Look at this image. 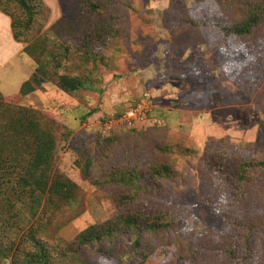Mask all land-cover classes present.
Instances as JSON below:
<instances>
[{"label":"rangeland","instance_id":"rangeland-1","mask_svg":"<svg viewBox=\"0 0 264 264\" xmlns=\"http://www.w3.org/2000/svg\"><path fill=\"white\" fill-rule=\"evenodd\" d=\"M112 2L107 7L102 0H56L61 17L49 25V16L41 29L50 48L60 43L56 33L67 36L64 69L92 72L95 92L68 95L45 84L27 99H4L55 122L52 171L78 188L76 204L58 218L57 238L68 250L61 264H126L116 257L125 251L124 238L79 253L68 245L119 210L116 201L127 191L111 182L114 172L152 163L167 164L174 178L151 174L157 185L125 211L182 222L183 230L155 237L156 251L146 264H264V172L257 169L242 187H230L206 168L209 158L264 160V43L257 40L264 31L223 37L212 24L229 27L239 11L226 12L223 0ZM85 34L100 39L89 46ZM75 36L87 49L75 50ZM28 58L33 73L36 64ZM144 93L157 98L153 114L162 128H120L106 138L81 128L91 116L126 110ZM181 110L193 111V121L182 123ZM16 208L17 218L0 219V264H9L7 250L29 226L27 210ZM224 240L236 258L226 254Z\"/></svg>","mask_w":264,"mask_h":264},{"label":"trees","instance_id":"trees-1","mask_svg":"<svg viewBox=\"0 0 264 264\" xmlns=\"http://www.w3.org/2000/svg\"><path fill=\"white\" fill-rule=\"evenodd\" d=\"M112 1L102 0L107 7L112 5ZM222 5L229 13L239 10L234 14V23L229 27L219 23L212 24L223 37H248L255 29L263 33L264 0H223ZM90 7L98 8L95 5ZM0 13L10 19L13 40L26 45L22 53L36 64L34 72L16 94L18 97L24 98L41 91L45 84H50L68 95L82 91L95 92L94 84L90 80L92 72H81L79 75L64 69L62 61H66L70 52V48L64 46L67 36L56 33V39L60 43L54 48L47 46L46 38L41 36L42 28L50 16V9L43 0H0ZM192 25L205 27L206 23L192 22ZM54 28L55 25L51 30ZM90 38L86 34L83 36L89 46L100 39L99 36ZM257 40L264 43L261 36ZM75 42L76 51L87 49L78 40V36H75ZM4 99L9 100L11 96L4 98L0 94V219L17 218L19 212L16 205L23 206L31 217L29 226L21 228L22 234L12 241L5 258L9 260V264H61L67 258L68 250L67 244L61 245L57 238L58 218L64 210L76 204L78 188L62 174L52 171L56 150L55 122L40 111L11 105ZM163 126L164 123L156 124L151 129ZM119 129L114 128L110 136ZM206 168L230 187H242L250 180L252 172L257 169L264 172V160L256 162L244 157L238 162H229L225 157L209 158L206 159ZM172 173L174 171L167 164L160 163L114 172L111 182L127 191L116 201L119 210L113 218L102 224L91 225L78 233L68 245L69 251L79 253L94 245L100 246L103 242L115 243L124 238L125 251L116 257L126 264H146L156 251L153 239L168 232L173 235L180 232L183 230L180 228L183 223L138 211L127 212L125 207L141 194L150 192L151 184L154 187L157 185L156 181H150L151 174L157 179H173ZM246 244L250 250L249 240ZM224 245L226 254L232 259L236 258L230 241L224 240Z\"/></svg>","mask_w":264,"mask_h":264},{"label":"crops","instance_id":"crops-1","mask_svg":"<svg viewBox=\"0 0 264 264\" xmlns=\"http://www.w3.org/2000/svg\"><path fill=\"white\" fill-rule=\"evenodd\" d=\"M43 1L50 9L49 25H52L61 17V15H57L56 0H49V3L47 0ZM24 48V44L17 43L12 38L10 19L0 13V92L5 96L17 94L21 85L32 74L30 59L22 53ZM34 95L39 97L37 94ZM27 97H24V99H27ZM156 99H154V111H152L150 117L163 123L162 120L157 119V116L153 114L157 109ZM179 120L184 124H189L193 121V111L187 115L181 110L179 112Z\"/></svg>","mask_w":264,"mask_h":264},{"label":"built area","instance_id":"built-area-1","mask_svg":"<svg viewBox=\"0 0 264 264\" xmlns=\"http://www.w3.org/2000/svg\"><path fill=\"white\" fill-rule=\"evenodd\" d=\"M153 109V96L149 93H144L134 106L116 114L88 118L81 123V128L84 130L95 129L102 138L109 137L112 130L116 127L133 128L135 130L147 129L162 123L150 117Z\"/></svg>","mask_w":264,"mask_h":264}]
</instances>
